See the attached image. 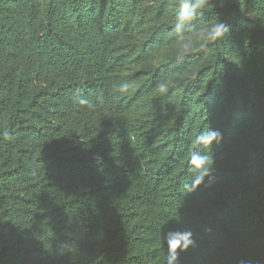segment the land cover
<instances>
[{
	"label": "trees",
	"instance_id": "1",
	"mask_svg": "<svg viewBox=\"0 0 264 264\" xmlns=\"http://www.w3.org/2000/svg\"><path fill=\"white\" fill-rule=\"evenodd\" d=\"M176 4L0 0V264H167L184 229L179 264H264V0L218 4L224 38L151 64L177 45ZM208 128L222 139L188 192Z\"/></svg>",
	"mask_w": 264,
	"mask_h": 264
},
{
	"label": "clouds",
	"instance_id": "2",
	"mask_svg": "<svg viewBox=\"0 0 264 264\" xmlns=\"http://www.w3.org/2000/svg\"><path fill=\"white\" fill-rule=\"evenodd\" d=\"M217 6L218 3H213V0H178L171 25V32L179 49L178 60H183L192 50L195 42L193 34L205 44L214 43L227 35L229 27L218 16L212 20L206 18V13ZM81 78L82 80L85 78L84 73H81ZM130 87L132 85L129 82L123 81L116 85V90L126 94ZM156 87L159 94L165 95L170 90L171 81L160 80ZM73 101L81 106L95 107V104L79 90L73 93ZM221 139L222 132L215 128L205 129L192 139V151L189 157L192 181L190 185L185 186L188 192L195 191L211 172L212 159L208 153L203 152V149L210 148L214 142L219 144ZM192 237L191 229L169 231L165 234L164 240L168 244L167 264H179L177 249L184 251L194 245L195 241Z\"/></svg>",
	"mask_w": 264,
	"mask_h": 264
},
{
	"label": "rangeland",
	"instance_id": "3",
	"mask_svg": "<svg viewBox=\"0 0 264 264\" xmlns=\"http://www.w3.org/2000/svg\"><path fill=\"white\" fill-rule=\"evenodd\" d=\"M171 2H178V0H170ZM241 0H213V3L218 4H225L228 2H238ZM194 43H199V39L195 38V35L193 34ZM179 51L178 46H171L166 47L162 49L159 54L154 57V59L151 61V64L157 65L159 63H162L164 60H166L172 53ZM142 66H139L138 68H141ZM197 67V65H191L185 69H181L177 71L175 74H173L170 78V81L172 85L177 88L181 83H183L187 78H189L191 72ZM143 68V67H142ZM174 104H175V97L172 98V100L168 103V105L165 108L164 114H163V120L162 124L169 125L174 111Z\"/></svg>",
	"mask_w": 264,
	"mask_h": 264
}]
</instances>
